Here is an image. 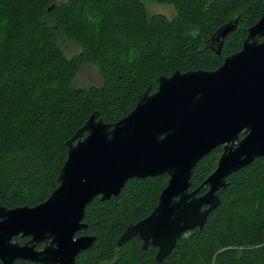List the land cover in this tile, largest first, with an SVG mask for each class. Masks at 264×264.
<instances>
[{
    "label": "trees",
    "instance_id": "1",
    "mask_svg": "<svg viewBox=\"0 0 264 264\" xmlns=\"http://www.w3.org/2000/svg\"><path fill=\"white\" fill-rule=\"evenodd\" d=\"M147 2L172 6L175 16L151 12ZM263 9L264 0H0V205L47 199L58 185L67 140L91 113L115 122L149 85L155 89L160 75L216 69L241 48ZM233 18L217 53L210 37ZM59 38L80 50L67 56ZM88 64L98 68L102 84L74 86ZM221 152L217 146L197 162L191 189L215 169ZM167 181L166 173L131 178L118 195L88 203L86 228L77 234L96 238L75 264H264V156L230 174L203 227L183 233L158 262L157 248L143 249L138 236L116 241L152 211Z\"/></svg>",
    "mask_w": 264,
    "mask_h": 264
},
{
    "label": "water",
    "instance_id": "2",
    "mask_svg": "<svg viewBox=\"0 0 264 264\" xmlns=\"http://www.w3.org/2000/svg\"><path fill=\"white\" fill-rule=\"evenodd\" d=\"M235 25L236 18L230 19L210 37L217 53ZM156 81L117 121L90 114L67 140L58 185L47 199L33 206L0 205V264H75L96 238L76 236L86 228V205L118 195L131 178L166 173L152 211L127 225L116 241L122 245L138 236L143 249L157 248L161 262L183 233L203 227L228 176L264 156V9L241 48L216 69L175 70ZM217 146L222 152L215 169L191 189L194 166ZM18 235L28 239L13 240Z\"/></svg>",
    "mask_w": 264,
    "mask_h": 264
},
{
    "label": "rangeland",
    "instance_id": "3",
    "mask_svg": "<svg viewBox=\"0 0 264 264\" xmlns=\"http://www.w3.org/2000/svg\"><path fill=\"white\" fill-rule=\"evenodd\" d=\"M146 6L151 12L162 13L168 18H172L175 16V10L170 5L147 2ZM59 43L67 56H71L72 54L77 53L80 50L77 44L68 41L64 38H59ZM101 84L102 79L100 77L98 68L93 64L84 65L80 69L74 81V86L77 87H87L90 85L100 86Z\"/></svg>",
    "mask_w": 264,
    "mask_h": 264
},
{
    "label": "flooded vegetation",
    "instance_id": "4",
    "mask_svg": "<svg viewBox=\"0 0 264 264\" xmlns=\"http://www.w3.org/2000/svg\"><path fill=\"white\" fill-rule=\"evenodd\" d=\"M221 148H222V146H221ZM78 235H79V234L76 233V236H78ZM27 239H28V238H27ZM39 244H40L41 246H40ZM39 244L37 245V248H38V249H40V248H42V247L44 246V243H39Z\"/></svg>",
    "mask_w": 264,
    "mask_h": 264
}]
</instances>
